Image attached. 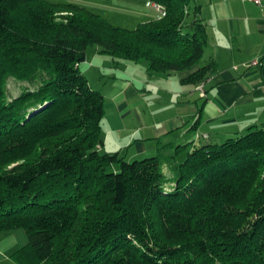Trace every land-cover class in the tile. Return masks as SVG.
Here are the masks:
<instances>
[{"label":"trees","instance_id":"16d2710c","mask_svg":"<svg viewBox=\"0 0 264 264\" xmlns=\"http://www.w3.org/2000/svg\"><path fill=\"white\" fill-rule=\"evenodd\" d=\"M152 1L163 16L129 30L74 3L0 0V231H26L18 264H264L263 127L183 160L102 150L104 94L80 69L90 46L196 85L214 71L200 5Z\"/></svg>","mask_w":264,"mask_h":264},{"label":"crops","instance_id":"0c3cea01","mask_svg":"<svg viewBox=\"0 0 264 264\" xmlns=\"http://www.w3.org/2000/svg\"><path fill=\"white\" fill-rule=\"evenodd\" d=\"M195 2L208 32L201 63L214 64L204 96L184 81L192 71L154 73L146 61L118 63L98 47L80 64L104 94L103 151L134 160L181 149L183 160L194 146L264 128V0ZM27 243L22 228L0 231V264H18L11 255Z\"/></svg>","mask_w":264,"mask_h":264},{"label":"rangeland","instance_id":"374dc122","mask_svg":"<svg viewBox=\"0 0 264 264\" xmlns=\"http://www.w3.org/2000/svg\"><path fill=\"white\" fill-rule=\"evenodd\" d=\"M52 2L62 3H74L83 6L95 13H98L108 19L112 24L122 27L124 29H135L142 22L158 19L163 16L162 10L158 9L152 0H50ZM161 6V5H160ZM193 12L191 16H193ZM95 48L90 46L88 48V57H91V50ZM112 56L107 55V58ZM91 60V59H90ZM89 62V60H86ZM93 61V60H91ZM94 63V61H93ZM84 68V64L82 66ZM91 77V74L89 72ZM92 80V78H90ZM94 87H97L95 82H92ZM10 92L13 95H17L20 92L19 85L14 80H9ZM104 121V120H103ZM169 163V162H168ZM164 165V172L166 176H169V180L172 182L167 183L166 188H172L174 185L173 175L174 169L170 168L171 164ZM1 164V163H0ZM16 164V163H14ZM13 163L7 165L4 169L10 168ZM0 168L2 166L0 165Z\"/></svg>","mask_w":264,"mask_h":264},{"label":"built area","instance_id":"2783aa9c","mask_svg":"<svg viewBox=\"0 0 264 264\" xmlns=\"http://www.w3.org/2000/svg\"><path fill=\"white\" fill-rule=\"evenodd\" d=\"M251 1H254V2L257 3V4H261V1H262V0H251ZM156 7H157L158 9L162 10V12L164 13V8H163L162 6H160V5H156ZM254 63H255V64L258 63V60H255ZM204 86H205V82H202V83L198 84L197 87H196V89L200 92V94H201L202 96L205 95V87H204Z\"/></svg>","mask_w":264,"mask_h":264}]
</instances>
